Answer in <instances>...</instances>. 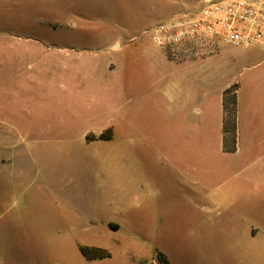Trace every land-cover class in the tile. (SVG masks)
Returning <instances> with one entry per match:
<instances>
[{
	"label": "rangeland",
	"instance_id": "374dc122",
	"mask_svg": "<svg viewBox=\"0 0 264 264\" xmlns=\"http://www.w3.org/2000/svg\"><path fill=\"white\" fill-rule=\"evenodd\" d=\"M201 1L0 0V59H32L40 53L33 49L42 46V110L55 112L49 120L38 118V86L26 90L21 84L33 68L0 65V264H160L158 253L170 264H264V247L251 248L245 202L236 204L232 189L223 185L228 174L221 159L207 162L205 189L198 177L188 184L162 159L150 163L151 181L137 170H123L119 136L112 129L87 131L78 157L70 159L68 152L63 161L40 163L42 151L59 148L42 144V131L25 128L63 123L64 115L67 123L75 122L71 93L79 90L71 74L78 55L88 53L84 46L93 45L102 58L103 44L154 46L146 30L192 14ZM125 56L117 50L104 56L111 85ZM111 96L117 99L113 88ZM117 108L108 111L114 122ZM60 170L75 181L47 186L44 173ZM61 190L67 199L57 196ZM84 246L110 256L87 260L80 251Z\"/></svg>",
	"mask_w": 264,
	"mask_h": 264
},
{
	"label": "crops",
	"instance_id": "0c3cea01",
	"mask_svg": "<svg viewBox=\"0 0 264 264\" xmlns=\"http://www.w3.org/2000/svg\"><path fill=\"white\" fill-rule=\"evenodd\" d=\"M264 5V0L260 1ZM201 5L190 10H197ZM154 45V44H153ZM35 58L0 59L1 66H24L33 71L21 84L26 90L31 84L39 88L38 118H51L55 112L42 110V52ZM103 58L93 45L84 46L72 70L71 83L79 90L71 93V118L75 122H46L25 128L42 131V144L59 148L56 152L42 151L39 162L54 158L66 159L67 153L78 157L80 143L86 132L112 129L118 133L119 162L123 170L138 173L154 181L150 163L165 160L171 170L178 171L188 184L206 188V164L221 159L227 176L223 177L235 196V203L245 202L247 221L253 228V250L264 247V50L261 45L234 48L214 43L206 48H189L188 55L173 60L157 46L142 43L103 44ZM32 49V48H31ZM124 52L119 59L117 79L105 74L104 56ZM81 82V85H76ZM237 85L238 135L236 150H225L223 119L224 91ZM112 88L117 99L111 96ZM118 107L117 122L108 117V111ZM65 111V110H64ZM152 117L162 122L142 124L138 119ZM80 130L71 136L70 130ZM87 137L86 145H89ZM61 157V158H60ZM63 161V160H62ZM191 164L194 167H191ZM235 169V170H234ZM193 170V174H192ZM234 170V171H232ZM47 186L63 188L75 178L63 170L45 172ZM240 195L243 197L240 199ZM67 199L64 190L57 194ZM188 200V196H184ZM258 238V241H257Z\"/></svg>",
	"mask_w": 264,
	"mask_h": 264
},
{
	"label": "built area",
	"instance_id": "2783aa9c",
	"mask_svg": "<svg viewBox=\"0 0 264 264\" xmlns=\"http://www.w3.org/2000/svg\"><path fill=\"white\" fill-rule=\"evenodd\" d=\"M192 14L181 13L145 31L173 60L187 49L221 43L234 48L259 44L264 50V5L260 0H202ZM202 8V9H201Z\"/></svg>",
	"mask_w": 264,
	"mask_h": 264
},
{
	"label": "trees",
	"instance_id": "16d2710c",
	"mask_svg": "<svg viewBox=\"0 0 264 264\" xmlns=\"http://www.w3.org/2000/svg\"><path fill=\"white\" fill-rule=\"evenodd\" d=\"M224 107V119H223V132L225 141V150L227 152H234L236 150L237 135H238V97H237V85L231 86L224 91L223 96ZM111 132V130H110ZM105 139L103 135L101 137ZM80 251L87 260H96L109 257L110 254L106 251L95 247H80ZM158 261L160 264H170L167 257L158 253Z\"/></svg>",
	"mask_w": 264,
	"mask_h": 264
}]
</instances>
